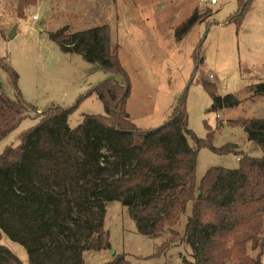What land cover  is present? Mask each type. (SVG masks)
Segmentation results:
<instances>
[{"label": "trees", "instance_id": "trees-1", "mask_svg": "<svg viewBox=\"0 0 264 264\" xmlns=\"http://www.w3.org/2000/svg\"><path fill=\"white\" fill-rule=\"evenodd\" d=\"M38 0H15V15ZM245 0H239L237 23ZM203 13L196 9L174 29L181 39ZM0 34H2L0 30ZM59 48L78 53L89 62L119 75L91 88L100 99L103 115L85 114L74 128L68 125L72 107L48 106L39 120L19 135L15 146L0 153V236L21 245L27 264H83L85 250H101L106 204L119 200L134 220L137 232L159 237L162 248L178 240L190 248L183 264H261L262 251L252 258L251 248L263 247L260 238L264 215V117L237 118L248 140L263 151L260 157L241 156L235 168L209 167L197 182L198 146L220 149L197 138L188 128L183 97L161 124L136 127L126 111L129 84L110 41L107 24L69 32L68 26L49 33ZM0 58L14 87L17 74ZM211 98L208 110L236 106L231 93L219 95L216 84L201 79ZM0 93V139L23 117L26 103ZM252 95H264V80ZM195 142L191 146L188 140ZM185 216V217H184ZM184 218L182 230L174 229ZM179 242V243H180ZM0 264H23L0 245ZM101 264H130L115 253Z\"/></svg>", "mask_w": 264, "mask_h": 264}, {"label": "rangeland", "instance_id": "rangeland-1", "mask_svg": "<svg viewBox=\"0 0 264 264\" xmlns=\"http://www.w3.org/2000/svg\"><path fill=\"white\" fill-rule=\"evenodd\" d=\"M245 1L237 23L234 15L239 0H216L215 4L200 0H38L26 8L22 18L15 15V0H0V58L17 74L14 87L0 66V93L14 99L17 90L27 105L18 125L0 139V153L18 144L20 133L34 126L38 113L48 106L72 107L67 120L70 128L85 114H104L91 88L110 77L119 79V75L85 61L78 53L62 51L49 33L63 26L75 32L107 24L111 44L117 46V58L128 77L126 111L136 127L161 124L183 97L188 128L197 138L208 140L215 149L234 145L221 152L206 144L198 146L197 182L209 167L235 168L241 156H262L263 151L247 139L243 127L231 122L264 117V95H252L254 84L264 80V0ZM195 9L204 16L177 40L175 27ZM13 27L14 35L9 38ZM201 79L214 82L219 95H235L238 105L208 110L211 98ZM188 142L195 146L193 140ZM183 223L182 217L174 229L180 232ZM103 229L101 240L106 246L85 250L83 264H101L115 253L125 254L130 264L190 260L185 243L176 240L162 248L170 236L168 231L159 237L137 232L119 200L106 204ZM259 237L264 238V215ZM0 245L27 264L21 245L3 234ZM246 250L252 258L262 251L264 264V244L252 249L247 242Z\"/></svg>", "mask_w": 264, "mask_h": 264}, {"label": "built area", "instance_id": "built-area-1", "mask_svg": "<svg viewBox=\"0 0 264 264\" xmlns=\"http://www.w3.org/2000/svg\"><path fill=\"white\" fill-rule=\"evenodd\" d=\"M200 2L201 3H207V2H209L210 4H213V3L216 2V0H200ZM31 17H32V19H35L36 18L35 15H32Z\"/></svg>", "mask_w": 264, "mask_h": 264}, {"label": "water", "instance_id": "water-1", "mask_svg": "<svg viewBox=\"0 0 264 264\" xmlns=\"http://www.w3.org/2000/svg\"><path fill=\"white\" fill-rule=\"evenodd\" d=\"M15 32V27L12 28L11 33L9 34V38H12ZM114 252V250H112V253Z\"/></svg>", "mask_w": 264, "mask_h": 264}, {"label": "crops", "instance_id": "crops-1", "mask_svg": "<svg viewBox=\"0 0 264 264\" xmlns=\"http://www.w3.org/2000/svg\"><path fill=\"white\" fill-rule=\"evenodd\" d=\"M90 1H93V0H90ZM216 3V2H215ZM215 3H213V4H215ZM264 115V114H263Z\"/></svg>", "mask_w": 264, "mask_h": 264}]
</instances>
